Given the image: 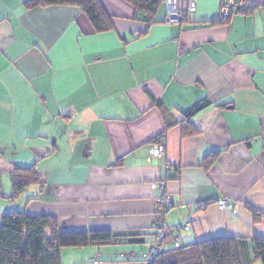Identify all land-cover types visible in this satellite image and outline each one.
I'll return each instance as SVG.
<instances>
[{
	"label": "crops",
	"instance_id": "crops-1",
	"mask_svg": "<svg viewBox=\"0 0 264 264\" xmlns=\"http://www.w3.org/2000/svg\"><path fill=\"white\" fill-rule=\"evenodd\" d=\"M24 1L0 0V176L9 186L13 165L35 164L45 182L18 205L10 185L0 215L17 207L61 230L140 234L137 244L63 248L61 263L141 264L155 242L152 183L164 181L170 237H235L242 264H261L252 238L264 237V0L218 25L209 22L221 0H195L181 24L164 22L163 0L142 35L124 0H100L114 25L101 32L79 8ZM163 111L174 121L188 112L196 132L166 130ZM161 134L165 153L147 161Z\"/></svg>",
	"mask_w": 264,
	"mask_h": 264
},
{
	"label": "trees",
	"instance_id": "trees-1",
	"mask_svg": "<svg viewBox=\"0 0 264 264\" xmlns=\"http://www.w3.org/2000/svg\"><path fill=\"white\" fill-rule=\"evenodd\" d=\"M134 9V19L146 24V29L156 23V15L163 0H124ZM26 9L49 6H70L81 9L89 18L96 31L114 29L113 18L100 0H25ZM229 17L210 21V25L227 24ZM165 129L179 125L183 135L196 132L188 119V112L180 120H169L162 113ZM164 134L150 140V144L162 143ZM220 154L210 152L203 159L205 168L211 166ZM119 164L118 162L115 165ZM11 194L9 201L17 200L30 186H44V177L36 165H13L9 173ZM29 198L28 200H31ZM255 220L256 212L248 207ZM264 217V214H262ZM140 234H116L108 230H61L58 220L47 214H29L24 209H8L0 215V264H62L61 250L71 247L137 244L144 240ZM253 260L264 264V237L252 238ZM151 264H242L237 239L231 236L211 237L181 245L159 253Z\"/></svg>",
	"mask_w": 264,
	"mask_h": 264
},
{
	"label": "built area",
	"instance_id": "built-area-1",
	"mask_svg": "<svg viewBox=\"0 0 264 264\" xmlns=\"http://www.w3.org/2000/svg\"><path fill=\"white\" fill-rule=\"evenodd\" d=\"M247 8V0H221L219 13L221 17H229L245 12ZM195 10V0H166L164 22L166 24H181L186 22L189 13L195 12ZM164 153L163 143L154 144L149 147L146 160L150 161L152 157L161 158ZM152 187L159 191V195L155 198V222L153 226L155 242L149 245L144 252L139 253L141 264H151L159 253L181 247L179 236L174 234L170 237L173 230L165 224L167 212L175 205L173 199L165 193V182L152 183ZM216 205L219 210H225L231 208L232 202L227 198H219ZM179 228L188 229L189 226L181 224Z\"/></svg>",
	"mask_w": 264,
	"mask_h": 264
},
{
	"label": "rangeland",
	"instance_id": "rangeland-1",
	"mask_svg": "<svg viewBox=\"0 0 264 264\" xmlns=\"http://www.w3.org/2000/svg\"><path fill=\"white\" fill-rule=\"evenodd\" d=\"M10 188V185H7V182L5 180L2 179V177L0 176V195H4V193H7L8 189ZM10 190V189H9ZM4 203H6L5 201H3ZM11 202V201H9ZM8 204V203H7ZM5 204H1V207H4ZM14 205H18L17 201H14ZM14 209V208H12ZM16 209H22V208H17Z\"/></svg>",
	"mask_w": 264,
	"mask_h": 264
}]
</instances>
